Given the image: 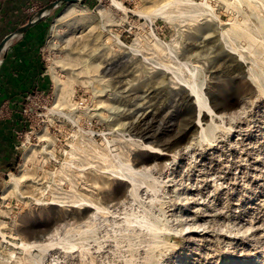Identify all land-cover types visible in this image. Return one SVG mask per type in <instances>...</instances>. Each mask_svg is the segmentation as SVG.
Instances as JSON below:
<instances>
[{
	"label": "rangeland",
	"instance_id": "rangeland-1",
	"mask_svg": "<svg viewBox=\"0 0 264 264\" xmlns=\"http://www.w3.org/2000/svg\"><path fill=\"white\" fill-rule=\"evenodd\" d=\"M116 1L50 16L49 85L0 169V264H264V0Z\"/></svg>",
	"mask_w": 264,
	"mask_h": 264
},
{
	"label": "crops",
	"instance_id": "crops-1",
	"mask_svg": "<svg viewBox=\"0 0 264 264\" xmlns=\"http://www.w3.org/2000/svg\"><path fill=\"white\" fill-rule=\"evenodd\" d=\"M35 0L0 1V41L8 33L22 25L27 19L24 9ZM49 0H38L42 6ZM44 4V5H43ZM40 6V7H42ZM48 19L32 28L24 36L14 39L8 45L0 65V169L15 158V140L24 125L23 116L10 107L22 101L25 92H35L48 87L45 71L38 70L36 55L39 39ZM41 60V59H40ZM7 109V110H5ZM15 110V109H14Z\"/></svg>",
	"mask_w": 264,
	"mask_h": 264
},
{
	"label": "bare ground",
	"instance_id": "bare-ground-1",
	"mask_svg": "<svg viewBox=\"0 0 264 264\" xmlns=\"http://www.w3.org/2000/svg\"><path fill=\"white\" fill-rule=\"evenodd\" d=\"M112 4L117 8V9H120V10H122V11H125V8L119 3V2H117L116 0H112ZM168 4V3H167ZM74 5V4H73ZM166 5H163L162 7H160V8H158V9H156V10H154V13L155 14H157V12H158V14H159V11L160 10H162V9H164V7H165ZM68 13V12H67ZM153 12H152V14H154ZM65 15V14H64ZM151 17V14H147L146 15V18H150ZM78 20V19H77ZM60 21V18H58L57 20H56V24L53 26V36L52 37H54L55 36V31H56V28H57V26H58V24L61 22H59ZM113 43L118 47V48H122V44H120V41H119V39H118V37H115L114 38V40H113ZM102 79V78H101ZM194 83L193 82H185V85L187 86V87H185L184 85H181L182 86V88L184 89V90H186V97L187 98H190L191 100L193 99V101H191L190 102V105L192 106V107H194V109L195 108H197V110H198V117H197V122L194 124V125H196V127H198L199 125H200V116H201V114L203 115V116H207L208 114L206 113V111H209V113L211 112L210 111V109H209V107L206 105V102H205V100H204V98L202 97V95H201V92L200 91H198L197 90V88L195 87V85H193ZM180 86V87H181ZM190 87V91L187 89V88H189ZM58 89H56V90H58V95L60 96V94H61V87L60 86H58L57 87ZM184 93V92H183ZM185 102V101H184ZM204 108V109H203ZM124 115V114H123ZM216 115V114H215ZM203 118V117H202ZM117 121H119L120 122V119L119 120H117ZM201 126V125H200ZM134 127V126H133ZM122 128H123V126H122ZM193 128V127H192ZM125 129V128H124ZM129 130V129H128ZM141 130V129H140ZM133 132V131H132ZM144 132V131H143ZM138 133H139V131H138ZM142 134V133H141ZM148 134V133H147ZM140 135V134H139ZM145 135V134H144ZM145 146V145H144ZM153 146V145H152ZM149 147V146H148ZM147 147V148H148ZM143 148V147H142ZM149 149V148H148ZM168 149V148H167ZM165 150H161V149H158V148H155V147H150V151H148V153L150 154V156H155V157H157V158H159V159H163L164 160V158H166V157H169L170 155L167 153V152H164ZM169 153H170V151H169ZM146 154V153H145ZM171 154H173V153H171ZM175 156V155H174ZM173 156V157H174ZM170 158H171V156H170ZM151 161V160H150ZM156 161V160H155ZM158 162V161H157ZM161 162V161H160ZM136 165V164H135ZM128 172L129 171H131L130 169H128L127 170ZM122 182H124V184H123V186L126 188L129 184L127 183V181L125 182V180H122ZM124 187H122V188H124ZM127 189V188H126ZM125 189V190H126ZM48 244V242H47V240H43V241H38V242H34V243H31V242H25V241H22L21 242V244H20V246H21V248H23L24 250H29V249H31V248H33V247H42V246H45V245H47Z\"/></svg>",
	"mask_w": 264,
	"mask_h": 264
},
{
	"label": "water",
	"instance_id": "water-1",
	"mask_svg": "<svg viewBox=\"0 0 264 264\" xmlns=\"http://www.w3.org/2000/svg\"><path fill=\"white\" fill-rule=\"evenodd\" d=\"M83 0H54L50 3L44 5L43 7L37 9L27 18L26 22L21 26L17 27L14 31L8 33L4 36L0 41V65H1V54L4 53L10 44V42L14 39L22 37L27 31L31 28L35 27L39 23H41L46 18L50 17L51 14L59 7L67 5V4H82ZM45 239V236L42 235L37 238V241H42Z\"/></svg>",
	"mask_w": 264,
	"mask_h": 264
},
{
	"label": "trees",
	"instance_id": "trees-1",
	"mask_svg": "<svg viewBox=\"0 0 264 264\" xmlns=\"http://www.w3.org/2000/svg\"><path fill=\"white\" fill-rule=\"evenodd\" d=\"M51 1H54V0H49L48 1V3H50ZM46 19H48V22H47V24L44 26V28H43V33H45V31H46V29H47V25H48V23H49V19H50V17H48V18H46ZM40 24V23H39ZM38 24V25H39ZM37 26V25H36ZM34 28V27H33ZM32 29V28H31ZM30 29V30H31ZM29 30V31H30ZM29 31H27L26 33H28ZM25 33V34H26ZM24 34V35H25ZM23 35V36H24ZM43 35V34H42ZM44 37V36H43ZM43 37L42 38H40L39 39V42H38V49H40V46H41V44H42V40H43ZM41 58H40V51H37V55H36V64H37V68H38V70L40 69V71L42 70V71H45V67H44V64H43V62L40 60ZM46 89V88H45ZM34 94V91L33 92H25L24 93V95L22 96V101L21 102H19V104H17L16 106H11L10 105V107H11V109L15 112V111H17L18 113H22V106H23V103H24V101H25V98L26 97H28V96H32ZM15 109V110H14ZM22 115V114H21Z\"/></svg>",
	"mask_w": 264,
	"mask_h": 264
},
{
	"label": "built area",
	"instance_id": "built-area-1",
	"mask_svg": "<svg viewBox=\"0 0 264 264\" xmlns=\"http://www.w3.org/2000/svg\"><path fill=\"white\" fill-rule=\"evenodd\" d=\"M1 1V0H0ZM36 10V7H30V8H28L27 9V13H32V12H34ZM29 99V97H26L25 98V100H28ZM5 110H7V109H5Z\"/></svg>",
	"mask_w": 264,
	"mask_h": 264
}]
</instances>
